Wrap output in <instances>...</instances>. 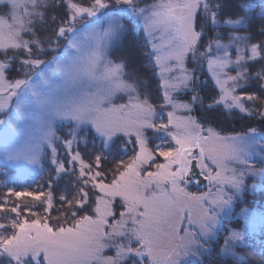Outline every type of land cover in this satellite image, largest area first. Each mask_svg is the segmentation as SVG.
Wrapping results in <instances>:
<instances>
[{"label":"snow or ice","instance_id":"1","mask_svg":"<svg viewBox=\"0 0 264 264\" xmlns=\"http://www.w3.org/2000/svg\"><path fill=\"white\" fill-rule=\"evenodd\" d=\"M0 7L7 9L0 15V53L4 57L0 59V113L9 109L13 98L17 99L16 113H22L31 99L41 102L34 80L48 84L52 72L58 71L72 82L102 79L108 85L99 99L85 91L54 106L55 116L74 122L67 138L59 141L65 149L64 159L54 143L59 138L54 132L47 136L50 164L57 180H64L68 194L59 197L61 207L55 210L60 215L52 217L56 198L51 190L45 194L8 189L17 198L32 196L41 203L21 209L19 204L8 207L7 199L0 201V264H205V257L211 261L208 241L219 232V221L227 215L233 195L242 190L245 175L264 178V145L257 143L255 128L243 135L221 136L211 127L221 107L264 119V39L252 42L250 32L235 31L254 23L253 0H154L143 7L140 0H0ZM59 9L63 15L58 18L55 10ZM258 15L259 35L264 37V5ZM85 18H89L88 24L81 25L85 29L81 33L76 25ZM141 20L152 38L154 64L161 68V76L178 72L162 79L159 111L143 91L146 83L124 72L126 61H104L105 48ZM49 23L54 25L52 35L41 39L36 25ZM206 27L216 29L207 42ZM78 34L93 39L95 45L85 51ZM65 37V56L47 61L40 58L55 51L53 45ZM157 38L162 42L159 46ZM200 48L203 51L198 53ZM69 50L74 51L68 55ZM189 55L193 62L198 58L206 61L214 84L197 83L196 69L185 66ZM231 69L235 75L230 74ZM13 71L22 72L23 78L9 79ZM253 82L257 90L247 92ZM206 87L211 95L205 105L199 93ZM179 92L193 95L189 102L179 101L173 96ZM116 93L127 94L128 103L101 112L98 103H111ZM197 102L208 114L204 123L191 116H174L176 110L191 112ZM167 107L173 111L165 118ZM0 125L5 134L17 128L11 111ZM89 137L94 146L99 140L98 152H87ZM260 138L264 139V134ZM81 144L84 152L78 150ZM120 153L131 155L127 160L116 159ZM3 155L10 162L23 161V167L39 163L35 149L21 152L6 148ZM159 158L164 162L157 163ZM250 160L262 167L256 168ZM108 163L112 166L106 169ZM153 167L155 171L150 170ZM196 169L217 185L215 194L211 190L199 195L187 191L188 184L198 183L193 179ZM153 186L159 194L153 191L148 195ZM226 186L232 194L225 192ZM193 202L200 209L195 220ZM37 206L43 214L32 210ZM22 212L33 218L21 219ZM177 216L188 220L183 236L176 226ZM244 246V233L229 230L217 255L230 256L233 264H249L247 257L234 251ZM106 251L113 254L105 255ZM258 255L259 264H264V247Z\"/></svg>","mask_w":264,"mask_h":264},{"label":"rangeland","instance_id":"2","mask_svg":"<svg viewBox=\"0 0 264 264\" xmlns=\"http://www.w3.org/2000/svg\"><path fill=\"white\" fill-rule=\"evenodd\" d=\"M153 2L154 0H140V6L143 7L145 5H151ZM6 12V8L0 7V15H4ZM53 12L54 10L50 9L49 15H52ZM6 19H8V17H6ZM88 19L89 18H85L84 20L78 21L76 27L81 28V25H87ZM36 27L37 29H39L37 33L38 36L41 39H46L47 37L52 35V28L54 27V25H51L50 23L44 25L38 24L36 25ZM48 27L49 30L47 31ZM84 30L85 29L81 28V33ZM156 35L157 37H159L160 33H157ZM77 38L81 40L82 46L85 51L90 50L95 45V41L88 37H84L78 34ZM66 41L67 37L61 39L58 44L53 45L55 51H49L46 56H41L40 58L47 61L51 60L54 56H65L66 53L64 52V49L66 47ZM155 42L158 46L162 43L159 38H157ZM45 46L47 47V45ZM72 51L74 50H69L68 55H70ZM202 51L203 48H200L198 50V53ZM233 52L234 50L231 51V54H233ZM8 54L12 55V52L10 51ZM155 55L156 53L152 49V38L148 36L147 32L145 31L144 21L141 20L139 24H134L132 27H130L128 32L118 42H115L105 48L104 61H113L117 63L120 61H126L127 66L125 67L124 72L130 73L131 79H136L138 77L140 80L146 83L147 88L143 89V91H147V93L151 97V102L157 106V110L159 111V106L163 103L162 97L164 88L162 85V79L168 78L170 76H175L178 74V72H166L162 77L161 68L157 67L154 64ZM161 55H163V52H161ZM3 58V54L0 53V59ZM234 58L235 54L233 55V59ZM185 66L189 70L193 68L196 69L198 84L205 81L207 82L208 86L214 84V81H212L211 79V73L207 68L206 61H204L202 58H198L195 62H193L192 56L189 55L188 57H186ZM13 67L14 69H18L19 65L15 64L13 65ZM45 71H47V69H45ZM230 74L235 75V70L231 69ZM29 75H31V72H29ZM17 76L23 78V73L13 71L9 79H14ZM125 78L128 79L129 77L126 76ZM34 83H36V89L40 94L41 102H37L35 99H31L26 104L25 110L22 113H16L15 105L17 104V99L13 98V100L10 102L9 109L5 110V112L3 113H0V120H4L8 115V111H11L13 118L17 122V128L15 130H9L7 134H5L4 132V126L0 125V172H5L6 167L12 168V170L15 171V175L19 178L40 173L44 168V165H46L48 169L47 171H50L51 168H53V166L50 164L52 153L50 147L48 146L47 140V136L52 132H54L55 136L59 138V140L54 141V143L58 150L60 159H64L65 149L61 146L59 141L67 138L66 133H68L69 130L74 126V122L69 121L67 118L55 116L53 114L54 106L59 103L67 102L75 94L85 91L94 94L97 99H99L105 94L108 87V85L102 79L95 81L83 80L72 82L67 80L58 71L50 73L48 84L39 83L36 80H34ZM248 90H250L249 92L255 91V86H253L252 89L248 88ZM216 92H219L218 88L216 89ZM199 94L204 98L203 104L210 103V99L208 97L211 95V93L207 90V87L204 91H200ZM192 95V92L173 93V96L176 100L184 102H189ZM128 100L129 97L127 94L116 93L112 97L111 103L101 102L98 103L97 107L102 112L104 109L112 107L113 105L126 104L128 103ZM196 105L200 106L201 104L197 102ZM198 110L196 111V114H198ZM169 111H173V109L171 107H167L164 109L165 118L167 112ZM192 111L187 112L184 110H176L174 112V116L176 118L191 116L198 119L201 123L207 119L208 114L205 115L204 119H202L200 115H194ZM225 111L226 114L229 115L242 114L238 111ZM204 126L207 128L209 125L204 124ZM226 126L228 125L224 124L225 128H221L225 129L224 132L221 129L217 130L216 127L211 124V127H213L221 136H231L237 134L243 135L248 131V129H250L247 128V130H245L244 128H240L241 126L239 128L238 126H231V128ZM261 134H264V131L257 130V143L260 145H264V139L260 138ZM154 142L159 143L160 141L155 140ZM95 143H97V146L93 145L92 138L89 137L88 146L92 145V147H97L95 151L98 152L100 148L99 140H97ZM117 143H121V141H117ZM6 148H15L20 150L21 152L27 151L29 149H35L39 152V163L36 165L23 167L21 166L24 164L23 161L10 162L3 155ZM109 156L113 159L112 155ZM127 159L128 157L125 158V160ZM163 162V158H159L157 160V163ZM250 163L255 164L256 168L262 167V165L259 164L256 160H250ZM209 166L213 167L212 165ZM230 166L236 168L240 167L239 164H232ZM68 167L70 168L72 167V165H68ZM150 170L155 171L156 169L153 167ZM213 174H215V170L213 171ZM3 179L4 175L0 177V180ZM204 179L205 183L201 185V188H199V186H197L195 183H191L187 185V191L199 195L200 193H208L211 190L212 193L215 194L217 185L215 183H210L209 180L206 179V174ZM9 188L11 187H8L6 189L7 194H9ZM224 190L225 192L232 194V190L230 189V187L226 186ZM153 191L159 194V189H155V186H153L151 190H148L147 194L151 195ZM18 192L37 193L35 191V186L30 190L24 188L19 190ZM1 194L2 193L0 192V195ZM3 200H5V198ZM116 203L119 205V199L115 201V204ZM205 207H207V204H205ZM117 211H119L118 206ZM191 211L193 219L195 220L200 213V209L194 202L192 204ZM186 215L187 212H185V217ZM219 224V232L216 234L215 238L208 241L207 245L212 249V257L213 255L216 256L220 252L221 248L224 245V239L228 235L229 230H237L244 233V245L246 246L236 247L234 251H236L241 256L247 257L250 264H259L260 256L258 255V250L261 247H264V178L260 176H252L250 174L245 175L244 186L242 190L239 193L233 195L230 209L227 215L222 216ZM176 226L181 229L180 235L183 236V229L189 228L188 220L185 218L181 221V218L177 216ZM191 230L195 231L196 228H193ZM112 254L113 253L111 251H106L105 253V255ZM217 258L221 262L233 264V259L230 256L217 255ZM205 263L209 264L207 257H205Z\"/></svg>","mask_w":264,"mask_h":264},{"label":"trees","instance_id":"3","mask_svg":"<svg viewBox=\"0 0 264 264\" xmlns=\"http://www.w3.org/2000/svg\"><path fill=\"white\" fill-rule=\"evenodd\" d=\"M240 2V0H231V3H238ZM253 3L256 5L254 13H253V20L254 23L247 29L241 27L236 29L235 31H238L240 34H247V33H251L253 36V41L252 42H256L259 41L261 39H264V37L259 35V29L261 27V19L260 16L258 15L261 12V6L264 5L263 0H253ZM56 14L59 17V15H63V10L59 9L56 10ZM227 14V13H226ZM49 30V27L47 29V31ZM215 31L216 29H213L212 31H209V29L206 27L205 28V42H207L208 39L212 38L215 35ZM49 36V35H48ZM234 50V49H233ZM235 54V51L233 52V55ZM258 67V65H257ZM255 86V91L257 90L256 88V84L255 82L252 83V87ZM251 87V89H252ZM247 92H249L250 90L246 89ZM206 105V104H205ZM251 106V105H248ZM199 109V110H198ZM221 109V110H220ZM219 110H217V115L215 116L212 125H214L216 127L217 130H220L222 127H224V124L228 125L226 127L231 128V126H238V128H244L245 130H247V128H251L254 127L257 130H261L264 131V119H261L259 115H253L251 117L247 116V115H242V114H226V111L223 108H220ZM198 110V114H196V111ZM192 113L195 115H200V117L202 119H204L205 115H207V112L205 111V109L202 107V105L198 106L196 105V107L194 106V110L192 111ZM208 116V115H207ZM215 122V123H214ZM204 123V121L202 122ZM206 124V123H205ZM225 128V127H224ZM233 128V127H232ZM222 131L225 132V129H221ZM95 146H97V143H95ZM74 147H76L74 145ZM95 149H97V147H92V145L87 147V152L91 153L93 151H95ZM81 152H84V145L81 144L79 149ZM130 155V153L128 154ZM128 155H125L124 153H120L118 156H116V159H120L123 158L125 159L126 157H128ZM65 158V155H64ZM112 158L109 156V161H111ZM111 164H105L104 167L107 168H111ZM47 167L46 165H44V168L41 170L40 173H36L34 175H29L23 178H19L18 176L15 175V171L12 170V168H8L6 167L5 172H0V177H2V175H4V179L0 180V192L3 194L0 195V201H3V199H7L8 201V207L11 206H15L17 204H19L21 206V209H23V207L25 205L28 206H32V205H39L41 202L40 201H36L34 200V198L32 196H21L19 198H16L14 195H12L11 193L7 194L6 193V189L8 187H11L14 191H19L21 189H31L32 187L35 186V191L36 192H44L45 194H47L49 192V190H51L53 192L54 197L56 198L53 203H54V210L51 212V216L52 217H56L57 215H60V213H58L55 209H58L61 207V205L58 203L59 197L61 195H67L68 193H66L64 191L65 189V182L64 180H60L58 181L56 178V174L53 171V168H51L50 171H47ZM7 174V175H5ZM108 176V180L112 179V174L109 171L107 173ZM5 179H6V183H5ZM67 179V177H65V180ZM73 192L75 191V189L72 190ZM69 198H71V196H69ZM44 197H41V200H43ZM116 205L118 206V204L116 203ZM33 211L35 212H39L41 214H43V209L39 206L37 207H33L32 208ZM91 214V213H88ZM29 218L31 219L32 217L28 214V213H23L22 212V216L21 219L23 218ZM71 218H69V220L67 221V224H71ZM63 223V221H62ZM260 237V235H259ZM209 261V258H208ZM219 261V259L217 258V255L211 258V261H209V264H230V263H225V262H221ZM206 264V263H205ZM250 264V262H249Z\"/></svg>","mask_w":264,"mask_h":264},{"label":"water","instance_id":"4","mask_svg":"<svg viewBox=\"0 0 264 264\" xmlns=\"http://www.w3.org/2000/svg\"><path fill=\"white\" fill-rule=\"evenodd\" d=\"M193 179L195 181H198V183H196L197 186L201 187V185L203 183H205V179L203 177V175L200 174V170L199 169H196L195 170V173H194V176H193Z\"/></svg>","mask_w":264,"mask_h":264}]
</instances>
